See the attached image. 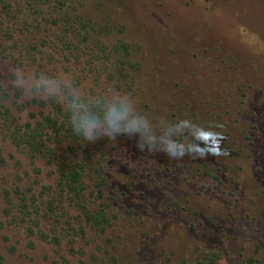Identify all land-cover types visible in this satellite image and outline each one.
I'll return each mask as SVG.
<instances>
[{
  "label": "rangeland",
  "instance_id": "1",
  "mask_svg": "<svg viewBox=\"0 0 264 264\" xmlns=\"http://www.w3.org/2000/svg\"><path fill=\"white\" fill-rule=\"evenodd\" d=\"M73 3L80 17L108 26L102 39L108 47L123 37L136 61L151 62L159 79L170 90L184 84L193 87L203 80L207 87L229 91L224 87L228 84L237 92L239 80L248 79L246 113L264 111V0H75ZM19 17L23 18L22 14ZM39 20L41 26L35 30L33 24ZM30 21L29 32L20 31L8 21L5 24L13 34L9 38L0 33V68L15 65L31 73L53 76L67 73L85 101L110 98L113 90L127 95L116 79L107 76L104 69H98L97 58L86 48H82L78 59H67L55 41L59 30L49 28L38 17ZM28 43L34 56L26 54ZM5 74L0 71V79ZM3 93L7 97H1L0 93V104L10 109V119L18 125L39 119L42 112L50 111L49 106L40 108L31 103L40 97L27 98L16 89ZM215 96L212 92L210 97ZM7 129L8 125L0 118V258L3 259L0 264L88 262L90 254L103 242L92 232L88 231L86 241L74 240L76 249L86 251L85 257L69 255L67 238L62 239L60 247H54L40 241L35 234H28L35 221L39 226L34 231L41 229L50 233L51 224L44 216L41 203L38 214L22 220L17 191L24 192L29 202L32 195L40 200L42 187L55 191V179L43 161L29 158L22 148L14 145ZM104 139H107L104 149L108 167L118 147L117 139L102 138L91 145ZM111 174L114 177L111 193L117 213L125 220L133 211L147 216V219L129 217L124 233L132 249L142 246L139 264H159L153 260L159 253L175 251V261L183 257L192 261L214 250L222 251L223 263L247 257L264 263V173H259L258 178L255 176L241 197L199 194L174 184L169 188L183 211L173 217L165 213L162 201L167 197L140 196L135 184L141 185L131 182L123 169L112 170ZM201 226L205 228L202 239L194 234ZM128 231L132 234L128 235ZM141 232L146 233L144 239L139 236ZM209 240L210 245L206 244Z\"/></svg>",
  "mask_w": 264,
  "mask_h": 264
},
{
  "label": "trees",
  "instance_id": "2",
  "mask_svg": "<svg viewBox=\"0 0 264 264\" xmlns=\"http://www.w3.org/2000/svg\"><path fill=\"white\" fill-rule=\"evenodd\" d=\"M73 1L0 0V33L9 38L13 34L5 27L7 21L20 31L29 32L30 19H44L49 28L59 30L55 41L61 54L67 59H78L82 48H86L91 56L97 58L98 69H104L107 76L116 79L136 109L153 122L189 119L202 126L222 125L217 129L213 145L215 154L204 158L186 155L182 159H173L164 152L138 147L131 137L120 136L107 167L108 157L104 149L107 139L92 146L76 136L62 102L33 99L31 103L40 108L49 106L50 111L47 114L42 112L39 119L22 125L10 119V109L0 104V118L8 125L7 131L14 145L22 148L29 158L43 161L51 168L55 179V191L42 187L40 200L32 195L33 199L29 202L24 192L17 191L18 212L22 220H30L32 214H38L41 203L44 216L51 224L50 233L41 229L34 231L35 226H39L35 221L34 225L31 223L32 229L27 230L28 234H35L40 241L54 247H60L62 239L67 238L69 255L85 257L86 251L76 249L74 240L80 238L86 241L89 231L94 233L95 238H102L103 242L90 254L88 262L77 264H139L142 246L132 249L131 241L124 237V233L127 232L129 217L147 219V216L143 213L137 215L132 210L125 220L117 213L111 193L114 178L111 171L123 169L131 182L141 185L139 188L135 184L140 196L167 197L162 203L166 215L172 217L183 211L169 188L174 184L194 189L199 194L241 197L249 190L250 182L258 178L259 173H264V111L246 113L248 79L239 80L240 90L237 92L232 91L228 84L224 87H228L229 91L207 87L203 80L193 87L184 84L170 90L159 79L151 62L136 61L130 44L123 37L108 47L102 41L108 26L80 17ZM21 14L23 18L20 19ZM40 22L33 24L35 30L41 26ZM29 44L26 54L34 56ZM216 79L213 78L214 81ZM212 92L216 95L213 98L210 97ZM1 97H7V94L2 93ZM32 117L35 118V115ZM135 176L141 179H132ZM72 212L76 214L72 215ZM191 226L196 229L194 224ZM204 226L194 233L200 239ZM209 233L211 235L212 231ZM130 234L132 232L128 231ZM139 236L144 239L146 233L141 232ZM121 239L124 241L120 242ZM210 239L213 240L214 236ZM211 240L206 244L210 245ZM162 254L159 253L153 260L159 264H264L252 257L223 263L221 250L208 251L192 261L187 257L175 261V251ZM2 260L0 258V263Z\"/></svg>",
  "mask_w": 264,
  "mask_h": 264
},
{
  "label": "clouds",
  "instance_id": "3",
  "mask_svg": "<svg viewBox=\"0 0 264 264\" xmlns=\"http://www.w3.org/2000/svg\"><path fill=\"white\" fill-rule=\"evenodd\" d=\"M0 71L6 73L0 79V93L16 89L27 98L62 102L73 133L86 142L128 136L136 140L138 147L164 152L173 159L215 154L213 145L217 129L222 127L218 123L202 126L189 119L153 122L136 109L128 95L118 90H113L110 98L85 101L67 73L61 76L31 73L15 65L0 68Z\"/></svg>",
  "mask_w": 264,
  "mask_h": 264
}]
</instances>
